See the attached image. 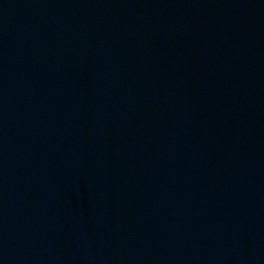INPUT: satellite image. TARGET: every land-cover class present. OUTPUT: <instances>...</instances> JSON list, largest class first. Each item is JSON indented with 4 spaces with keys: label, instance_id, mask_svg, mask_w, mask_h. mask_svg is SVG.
Returning a JSON list of instances; mask_svg holds the SVG:
<instances>
[{
    "label": "water",
    "instance_id": "1",
    "mask_svg": "<svg viewBox=\"0 0 264 264\" xmlns=\"http://www.w3.org/2000/svg\"><path fill=\"white\" fill-rule=\"evenodd\" d=\"M0 264H264V0H0Z\"/></svg>",
    "mask_w": 264,
    "mask_h": 264
}]
</instances>
